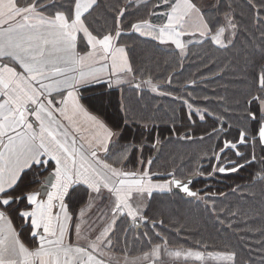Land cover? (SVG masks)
<instances>
[{
    "label": "snow or ice",
    "instance_id": "1",
    "mask_svg": "<svg viewBox=\"0 0 264 264\" xmlns=\"http://www.w3.org/2000/svg\"><path fill=\"white\" fill-rule=\"evenodd\" d=\"M144 44L167 58L145 51L137 61ZM191 60L197 70L178 79ZM173 140L212 144L193 167L154 171L145 149ZM254 165L249 183L231 188L248 204L218 207L228 193L193 188ZM154 193L190 198L197 227L153 211ZM256 220L264 0H0V264H264ZM208 221L240 243L189 239Z\"/></svg>",
    "mask_w": 264,
    "mask_h": 264
},
{
    "label": "trees",
    "instance_id": "2",
    "mask_svg": "<svg viewBox=\"0 0 264 264\" xmlns=\"http://www.w3.org/2000/svg\"><path fill=\"white\" fill-rule=\"evenodd\" d=\"M139 15L144 14V10L141 9V11L138 13ZM199 49H193V51H198ZM145 51H153L155 53V57L160 59L161 63L164 59H166V55L163 51L155 50L153 49L151 44H144V45H138L137 52L135 54L137 61L140 60L141 56L145 54ZM197 60H191L186 61L183 75L179 76L178 79L183 80L184 78H187L191 73L195 72L197 70L198 66ZM161 71H164L163 68H161ZM179 71V69H177ZM194 91L195 94H202L205 89H203V86L196 87L195 89H191ZM152 102L159 103L162 105V107H176L178 109L177 115L180 116L184 122L186 123V117L179 112L180 106L178 104H173L169 98L167 97H155L153 96ZM112 110H108V115H111ZM163 116V113H161ZM166 125L161 124L160 131L163 132V136H168L169 133L165 130ZM177 127L183 131V128L180 127V120L177 121ZM203 129H207L208 131H211V121H207L203 124H199V127L197 128L196 135L199 136L202 134ZM212 144L211 141H205L203 144H200L198 142H192V141H175L173 140L172 143H165L159 151L153 150L150 147L146 148L144 151V157L145 159L151 157L154 159V163L152 165V169L159 170V171H166L171 170L173 165H181L185 168V170L189 167H193L195 165L197 154L202 148H208ZM257 154L259 155V149H257ZM202 164L206 170L210 171V164L207 159L202 160ZM258 166L254 165L250 168H245L244 170L231 174L230 176H221L218 175L211 179H200L197 180L193 188L195 189H202L206 188L207 186H211V190L213 192L219 190L224 191L228 193V196L226 199L221 198L217 201V206L221 207L227 204H241L245 205L250 203L249 201L244 200L242 193L237 192L235 194L231 193V188L235 185H247L251 179L252 174L257 170ZM260 185H257V190L259 189ZM190 199V198H189ZM189 199H180L177 197L175 199V202L167 196V194H160V193H154L153 198L151 200V205L153 211L156 209H160L164 211L165 218L167 217H173V218H179L182 223H185L188 226V229H194L197 227V225L194 223L192 219V214L188 212V209L190 207L194 208V205H189L185 201ZM259 202V198L257 200V203ZM150 215L152 212L149 213ZM261 223H264V221L256 220L255 224L256 226H259ZM125 224L118 225L119 228L126 227ZM200 227V234L196 235L193 233L192 236L189 237V239H199L201 236L210 244H216L218 246H222L225 238H231L232 243L237 244L240 243L236 237L231 233L227 231H217L216 227L213 226L211 221H208L207 226H204L202 223L199 225ZM243 227V225H241ZM169 228H171V225H169ZM143 230V228L141 229ZM159 230V229H157ZM175 238V237H172ZM259 239V236H253L252 234H245V240L251 241ZM247 253L241 252V259L246 258Z\"/></svg>",
    "mask_w": 264,
    "mask_h": 264
},
{
    "label": "water",
    "instance_id": "3",
    "mask_svg": "<svg viewBox=\"0 0 264 264\" xmlns=\"http://www.w3.org/2000/svg\"><path fill=\"white\" fill-rule=\"evenodd\" d=\"M181 196L183 195V194H180ZM184 199H189L188 197H184Z\"/></svg>",
    "mask_w": 264,
    "mask_h": 264
}]
</instances>
